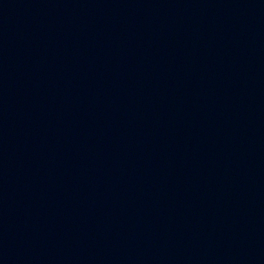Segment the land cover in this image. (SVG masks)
<instances>
[{
	"label": "water",
	"instance_id": "1",
	"mask_svg": "<svg viewBox=\"0 0 264 264\" xmlns=\"http://www.w3.org/2000/svg\"><path fill=\"white\" fill-rule=\"evenodd\" d=\"M0 264H264V0H0Z\"/></svg>",
	"mask_w": 264,
	"mask_h": 264
}]
</instances>
